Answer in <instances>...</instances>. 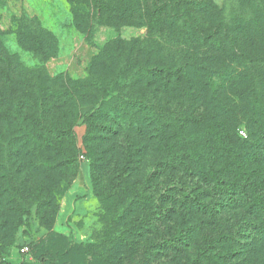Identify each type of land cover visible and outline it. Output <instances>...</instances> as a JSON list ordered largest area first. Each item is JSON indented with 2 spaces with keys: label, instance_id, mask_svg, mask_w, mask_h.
Masks as SVG:
<instances>
[{
  "label": "trees",
  "instance_id": "1",
  "mask_svg": "<svg viewBox=\"0 0 264 264\" xmlns=\"http://www.w3.org/2000/svg\"><path fill=\"white\" fill-rule=\"evenodd\" d=\"M92 2L100 12L91 24H138L148 33L106 42L85 78L49 75L45 63L59 53V43L37 17L21 18L16 32L19 46L37 59L34 66L10 49L9 33L0 28L1 264H11L3 257L29 210L22 174L79 168L74 129L82 118L91 132L117 133L135 122L137 129H152L153 146L143 141L139 162L146 160L145 181L153 189V237L138 251L125 228L113 236L114 258L112 250L90 252V245L69 242L56 254L37 246V264H147V258L152 264H264V0ZM242 125L246 138L238 136ZM90 137L84 142L91 157L116 160L114 138L90 144ZM227 203L232 212L251 214L247 243L237 237L245 214L217 220L216 204ZM206 218L225 241L220 258L206 256L199 243ZM131 254H138L135 261Z\"/></svg>",
  "mask_w": 264,
  "mask_h": 264
},
{
  "label": "rangeland",
  "instance_id": "2",
  "mask_svg": "<svg viewBox=\"0 0 264 264\" xmlns=\"http://www.w3.org/2000/svg\"><path fill=\"white\" fill-rule=\"evenodd\" d=\"M215 2L222 5L224 0ZM99 12L92 0H0V28L9 33L10 49L20 54L27 65L34 66L38 64L37 59L19 46L16 32L21 18L37 17L59 43V53L45 63L49 75L56 77L64 74L72 79H80L87 76L93 57L106 42L114 38H143L148 33L146 26L138 24H91L90 20L95 21ZM96 96L98 97V93ZM131 124L132 129L125 126L126 129H120L117 133L109 129L91 132V128L88 131L85 118H82L74 129L79 149V168H74L71 164L67 166L64 175L62 172H34L31 168H26L28 172L22 174V179L26 181L22 194L29 210L24 216L23 224L15 231L13 245L3 257L6 262L37 264V246H44L45 250L56 254L63 247H67L69 242L80 246L90 245L88 248L94 254L112 250L110 254L111 258H114L118 248L116 243L112 242L113 236L123 233L125 228L126 234L130 233L128 238L132 247L143 251L145 245L148 246L153 237V199L149 197L152 196L153 189L152 185L145 181L143 170L146 160H139L142 157L140 155L143 141L150 142L153 146L151 140L154 137L148 124V127L142 130L137 129L136 122ZM14 134L19 135L20 132ZM238 134L239 137L246 138L247 129L244 125L240 127ZM89 136H92L90 144L93 138H114L116 146L113 153L116 160L109 163L100 155L97 161L91 157L84 142ZM130 152V158L133 159L128 158ZM217 192L221 193L218 189ZM146 204L149 206L148 210L144 208ZM227 206L228 203L216 204L217 220L232 217L234 219L231 218L230 222L237 221L245 214V222L241 225L240 235L237 237L247 243L253 233L251 214H246V211L232 212ZM219 211L222 212L219 214ZM205 221L198 237L199 243L207 249L206 256H221L225 241L213 231L210 219L206 218ZM144 232H147L145 239L141 236ZM228 232L225 231L224 234ZM140 239L144 242L140 243ZM118 242L124 244L121 240ZM226 242L232 244L234 241L228 239ZM104 243L106 244L103 245ZM80 256V253L76 254V262H79ZM137 256L138 254H131L134 261ZM86 258L91 259L90 256ZM92 259L95 260L93 257ZM1 260L0 258V264ZM126 261L124 259V262ZM143 263L144 259L138 264ZM131 264H134L132 260ZM147 264H152L150 258H147Z\"/></svg>",
  "mask_w": 264,
  "mask_h": 264
}]
</instances>
